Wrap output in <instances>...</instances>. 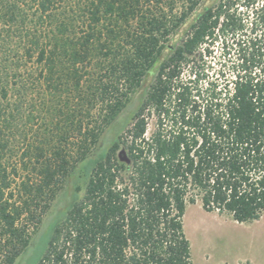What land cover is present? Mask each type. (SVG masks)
I'll use <instances>...</instances> for the list:
<instances>
[{
    "label": "trees",
    "instance_id": "16d2710c",
    "mask_svg": "<svg viewBox=\"0 0 264 264\" xmlns=\"http://www.w3.org/2000/svg\"><path fill=\"white\" fill-rule=\"evenodd\" d=\"M197 201L264 213V0H0V264H192Z\"/></svg>",
    "mask_w": 264,
    "mask_h": 264
},
{
    "label": "rangeland",
    "instance_id": "374dc122",
    "mask_svg": "<svg viewBox=\"0 0 264 264\" xmlns=\"http://www.w3.org/2000/svg\"><path fill=\"white\" fill-rule=\"evenodd\" d=\"M137 100L135 96L131 98L123 117L128 119L132 116ZM122 132L125 133V130L114 124L105 130L102 140L104 143L111 142ZM77 186L81 189V196L84 184L78 182ZM73 191L74 186L65 188L53 204L51 213L63 210L70 202ZM45 218L44 226L47 225ZM183 229L190 244L192 264H264V213L257 221L238 224L228 216L203 211L197 201L194 205H187ZM27 255L16 264H26Z\"/></svg>",
    "mask_w": 264,
    "mask_h": 264
}]
</instances>
